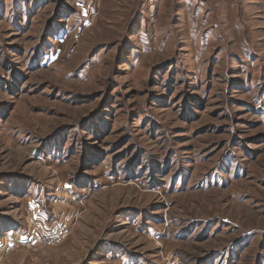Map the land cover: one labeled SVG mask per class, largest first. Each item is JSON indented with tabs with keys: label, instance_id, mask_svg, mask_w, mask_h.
Wrapping results in <instances>:
<instances>
[{
	"label": "rangeland",
	"instance_id": "rangeland-1",
	"mask_svg": "<svg viewBox=\"0 0 264 264\" xmlns=\"http://www.w3.org/2000/svg\"><path fill=\"white\" fill-rule=\"evenodd\" d=\"M0 264H264V0H0Z\"/></svg>",
	"mask_w": 264,
	"mask_h": 264
},
{
	"label": "bare ground",
	"instance_id": "bare-ground-1",
	"mask_svg": "<svg viewBox=\"0 0 264 264\" xmlns=\"http://www.w3.org/2000/svg\"><path fill=\"white\" fill-rule=\"evenodd\" d=\"M12 233L11 232H8L7 235H11Z\"/></svg>",
	"mask_w": 264,
	"mask_h": 264
}]
</instances>
